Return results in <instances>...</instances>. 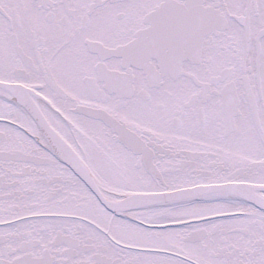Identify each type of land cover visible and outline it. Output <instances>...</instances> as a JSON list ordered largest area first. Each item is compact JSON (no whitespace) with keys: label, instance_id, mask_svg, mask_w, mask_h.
<instances>
[{"label":"snow or ice","instance_id":"snow-or-ice-1","mask_svg":"<svg viewBox=\"0 0 264 264\" xmlns=\"http://www.w3.org/2000/svg\"><path fill=\"white\" fill-rule=\"evenodd\" d=\"M0 264H264V0H0Z\"/></svg>","mask_w":264,"mask_h":264}]
</instances>
